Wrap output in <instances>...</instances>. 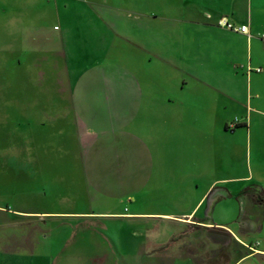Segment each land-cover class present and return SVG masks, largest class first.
Returning a JSON list of instances; mask_svg holds the SVG:
<instances>
[{"label": "rangeland", "instance_id": "obj_1", "mask_svg": "<svg viewBox=\"0 0 264 264\" xmlns=\"http://www.w3.org/2000/svg\"><path fill=\"white\" fill-rule=\"evenodd\" d=\"M123 3L129 21L154 20V0ZM88 6L86 0H0V264H45L42 255L60 248L55 240L47 241V236L103 234L107 228L99 219L47 218L49 214L96 215L102 206L113 203L94 198L83 187L81 157L90 135L72 113L76 77L97 58L98 51L104 53V49L90 48ZM150 26L144 28L142 39L157 42L158 32ZM223 30L214 27L211 31V40L214 37L220 47L230 45ZM187 36L183 41L189 40L191 49L173 52L184 57L188 73L162 63L157 56L143 57L146 64L153 59L150 65L159 78L160 97L172 101L173 119L171 112L162 114L167 119L162 116L161 124L148 136L142 126L145 137L155 143L150 145L155 153L156 182L151 186L155 188L143 194L151 209L126 208L120 213L137 218L139 211L158 212L154 204H161L169 193L172 207L190 209L214 182H236L230 186L232 192L220 187L210 193L197 216L211 217L217 203L236 197L240 214L225 227L246 246L238 241L236 245L228 231L192 225L177 228L179 244L194 238V244H208L211 250L219 247L218 262L229 264L233 256L238 259L245 252L264 251V117L246 112L245 75L237 79L236 67L222 55L225 49L211 48L206 33L195 39ZM261 87L264 90V84ZM254 105L264 109V99ZM237 121L247 123L249 136ZM246 175L254 177L253 181L237 184V176ZM237 187L241 193L237 194ZM186 188L193 195L184 193ZM128 229L134 238L143 234L147 238L141 260L154 264L161 257L169 262L176 244L158 245L153 239L170 232L168 226L134 221Z\"/></svg>", "mask_w": 264, "mask_h": 264}, {"label": "crops", "instance_id": "obj_2", "mask_svg": "<svg viewBox=\"0 0 264 264\" xmlns=\"http://www.w3.org/2000/svg\"><path fill=\"white\" fill-rule=\"evenodd\" d=\"M86 1L90 13V48L96 51L98 48L104 49V53L98 51L95 54L97 58L76 77L72 86V113L90 135L81 157V182L85 191L94 198L113 203L107 208L102 206L96 215L49 214L47 218L51 220L83 222L99 219L107 228L103 234L81 232L47 236V241L55 240L60 248L54 253L42 255L46 258L45 264H115V261L119 264H147L146 260L140 259L146 253V236L143 234L138 235V239L134 238L128 229V225L134 221H153L169 227L170 232H161L153 239L158 245L174 242L172 257L169 262H163L160 257L155 259L154 264H226L218 262L219 247L211 250L207 243L206 247L202 243L194 244V238H183L185 242L182 240L183 243L179 244L181 238L177 228L192 225L202 230L228 231L237 245V233L214 221L212 216H197L207 204L210 193L220 187H227L232 192L230 186L236 182H214L190 209L172 207L169 193L163 197V206L154 204L158 212L139 211L137 218L120 212L126 208L151 209V205L145 204L143 194L148 188L149 191L155 188H151L156 182L155 153H152L150 146L155 143L145 136L161 124L162 114L171 112L173 119L172 101L166 102L160 97L159 78L153 72L155 67L150 65L153 59L146 64L143 57L157 56L162 63L188 73L186 60L173 50H189L191 46L186 43L189 40L183 41L187 34V39L189 36L195 39L198 34L206 33L212 43L211 48H215V51L217 48L225 49L222 55L236 67L237 79L245 75L246 112L264 117V109L253 106V102L259 103L264 99L261 87L264 84V40L261 39L264 34V0H154V20L146 18L136 23L129 21V12L123 3L126 0ZM135 1L138 3L140 0ZM223 18L237 26H248L249 35L224 28L230 45L220 47V42L214 37L211 40V31L214 27H220L218 22ZM150 24L158 32L157 46L156 41L142 39L144 28H151ZM75 30H78L77 27ZM162 34L164 37L161 40ZM179 34L182 38H179ZM160 46L163 47L161 51ZM247 66L260 68L261 72L248 73ZM252 93L255 94L254 98ZM164 117L167 119L168 116ZM108 122L111 127H106L110 126ZM238 124L246 128L249 136L251 132L247 123ZM142 126L147 128L146 135ZM253 179L251 175L237 176V184ZM238 188L237 194L242 192ZM184 193L193 195L187 188ZM53 235L55 237L52 239ZM70 240L72 243L68 244ZM164 252L160 253L163 255ZM255 252H245L238 259L233 256L229 264H246L252 260L254 264H264L261 261L264 251ZM256 259L261 262H256Z\"/></svg>", "mask_w": 264, "mask_h": 264}, {"label": "water", "instance_id": "obj_3", "mask_svg": "<svg viewBox=\"0 0 264 264\" xmlns=\"http://www.w3.org/2000/svg\"><path fill=\"white\" fill-rule=\"evenodd\" d=\"M240 214V204L236 197L222 200L216 204L212 212L214 221H218L222 225H228L234 222Z\"/></svg>", "mask_w": 264, "mask_h": 264}, {"label": "built area", "instance_id": "obj_4", "mask_svg": "<svg viewBox=\"0 0 264 264\" xmlns=\"http://www.w3.org/2000/svg\"><path fill=\"white\" fill-rule=\"evenodd\" d=\"M218 25L222 28H226L232 32L235 33H241V34H245V35H249V29L248 26H237L236 24L230 22L227 18H223L218 22ZM261 39L264 40V34L261 35ZM247 71L248 73L251 72H261L260 68H252L251 66H247ZM237 125H238V121H237Z\"/></svg>", "mask_w": 264, "mask_h": 264}, {"label": "bare ground", "instance_id": "obj_5", "mask_svg": "<svg viewBox=\"0 0 264 264\" xmlns=\"http://www.w3.org/2000/svg\"><path fill=\"white\" fill-rule=\"evenodd\" d=\"M238 241L242 244V242L238 239Z\"/></svg>", "mask_w": 264, "mask_h": 264}]
</instances>
